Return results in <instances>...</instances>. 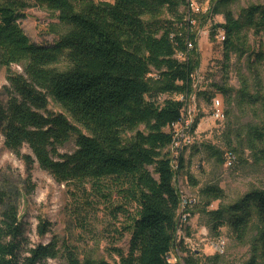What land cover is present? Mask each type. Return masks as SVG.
<instances>
[{"label": "trees", "instance_id": "16d2710c", "mask_svg": "<svg viewBox=\"0 0 264 264\" xmlns=\"http://www.w3.org/2000/svg\"><path fill=\"white\" fill-rule=\"evenodd\" d=\"M30 2L58 13L66 34L50 45L33 43L19 23ZM232 2L220 0L215 13ZM189 4L190 0H0V68H23V73H9V100L5 106L0 103L5 146L28 165L38 163L60 184L109 180L127 187L136 213L124 212L131 238L127 253L114 250L117 264H171L167 259L178 243L182 198L176 180L185 157L175 169L171 127L182 121L195 94L200 58L193 25L187 20ZM164 13L170 18L163 19ZM224 15L220 28L225 32L227 63L233 54L247 53V31L264 33V4L250 5L239 18L230 11ZM191 16L194 21L196 14ZM218 28L213 26V37ZM62 61L69 64L65 71L51 68ZM214 87L228 96L226 87ZM239 94L242 103L264 104V97L250 94L247 86ZM50 98L87 133L65 115L50 112ZM199 122L197 117L193 132ZM254 135L256 141H264V129L255 128ZM73 138L77 149L60 154ZM26 146L31 156L22 154ZM211 150L212 157L221 159L220 152ZM188 178L197 185L192 176ZM201 193L208 207L225 197L217 186ZM0 209V264H43L59 256L56 243L24 251L18 208L2 191ZM209 214L213 233L219 235L227 225L240 242L257 217L262 231L248 264L264 263V189H253ZM67 260L111 264L81 261L73 251H67ZM186 262L199 264L194 255Z\"/></svg>", "mask_w": 264, "mask_h": 264}, {"label": "rangeland", "instance_id": "374dc122", "mask_svg": "<svg viewBox=\"0 0 264 264\" xmlns=\"http://www.w3.org/2000/svg\"><path fill=\"white\" fill-rule=\"evenodd\" d=\"M219 1L192 0L200 10L191 23L200 58L194 75L195 94L188 103L191 118L197 116L200 122L191 136L193 146L184 152V170L178 174L177 186L188 202L185 211L190 214L186 229L179 232L176 241L180 243L185 238L186 246L194 249L199 264H248L262 231L257 217L253 218L246 239L240 242L227 225L220 229L219 235L213 233L214 222L209 212L238 202L253 189H264V141H256L254 137L255 128L264 129V104L242 103L239 94L247 86L250 94L264 97V33L257 35L247 31V53L244 56L233 54L225 63V32L220 26L226 22V11L239 18L247 7L264 4V0H233L227 7H219L216 14L214 9ZM30 4L19 23L33 43L50 45L66 34L68 29L59 21L58 13ZM161 17L170 18L166 13ZM215 25L219 28L217 36L213 37ZM258 53H261L259 58L255 55ZM51 68L65 71L69 64L62 61ZM10 72L23 73V68L17 65L10 70L0 68V103L3 106L9 100ZM214 86L226 87L228 96ZM216 101L224 108L223 121L213 117ZM48 110L65 115L87 133L52 98ZM211 148L220 152L221 159L211 156ZM76 149L73 138L59 149V153H73ZM231 153L235 161L230 166ZM22 154L31 156L32 152L26 146ZM188 175L197 182L196 186L191 184ZM208 186H217L225 193L224 199L211 202L209 207V201L201 193ZM125 190L127 187L121 188L109 180L101 184L89 180L60 184L38 163L30 166L9 150L0 134V191L10 195L18 208L24 251L51 243L59 248V256L43 264H68L67 251H73L81 261L104 260L117 264L119 258L114 250L127 253L131 238L127 231L128 215L124 212L136 213V206ZM221 242L225 243L223 253L216 248ZM259 264L264 263L260 261Z\"/></svg>", "mask_w": 264, "mask_h": 264}, {"label": "built area", "instance_id": "2783aa9c", "mask_svg": "<svg viewBox=\"0 0 264 264\" xmlns=\"http://www.w3.org/2000/svg\"><path fill=\"white\" fill-rule=\"evenodd\" d=\"M199 8L195 6L194 3H192V0H190L189 4V16L187 18L188 21L192 23V16L191 14H196L199 12ZM224 35V34H222ZM221 35V36H222ZM189 48L192 49V45H189ZM183 100V99H181ZM225 111L223 106L219 101H216L214 104V111H213V117L217 121H223L225 119ZM197 116L194 118H191V114L189 111V103L184 108L183 111V119L181 122L175 123L171 127V132L173 133L174 136V142L171 146V150L173 151V162L175 165V169H178L177 163L180 159L181 156L184 155V152L186 149H189L193 146V141H191V136H193V130L192 126L196 120ZM189 119V121H188ZM235 161L234 154H229L228 157V163L231 166L233 162ZM179 182V178L177 177L176 180V185ZM178 187V186H177ZM179 189V188H178ZM180 191V190H179ZM181 194V193H180ZM182 198V203H181V209L179 212V229L177 231V235H179V232H182L183 230L186 229L187 222H188V217H189V212L185 211L187 209L188 202ZM186 239L182 238L180 243H183V247H181L180 243L178 242L177 245L175 246L174 251L168 256V262L171 264H187L186 259L189 258L190 256H193L195 251L193 248L186 246L187 243L185 242ZM217 250L221 253L224 252L225 248V243L221 242L216 246ZM177 249V250H176ZM186 249V250H184ZM194 251V252H193ZM176 252V253H175Z\"/></svg>", "mask_w": 264, "mask_h": 264}, {"label": "crops", "instance_id": "0c3cea01", "mask_svg": "<svg viewBox=\"0 0 264 264\" xmlns=\"http://www.w3.org/2000/svg\"><path fill=\"white\" fill-rule=\"evenodd\" d=\"M192 222H193V218H191V224H192ZM193 226V225H192Z\"/></svg>", "mask_w": 264, "mask_h": 264}]
</instances>
